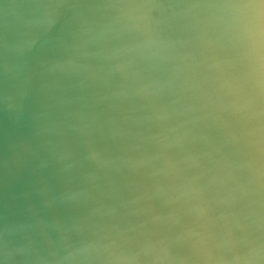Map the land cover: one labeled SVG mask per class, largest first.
I'll return each instance as SVG.
<instances>
[{
	"label": "clouds",
	"instance_id": "clouds-1",
	"mask_svg": "<svg viewBox=\"0 0 264 264\" xmlns=\"http://www.w3.org/2000/svg\"><path fill=\"white\" fill-rule=\"evenodd\" d=\"M13 14V87L66 80L76 106L24 146L49 180L15 206L0 254L264 264V0H24Z\"/></svg>",
	"mask_w": 264,
	"mask_h": 264
},
{
	"label": "water",
	"instance_id": "water-1",
	"mask_svg": "<svg viewBox=\"0 0 264 264\" xmlns=\"http://www.w3.org/2000/svg\"><path fill=\"white\" fill-rule=\"evenodd\" d=\"M24 0H0V35L9 33L15 23L13 9H18ZM7 53L0 49V232L13 219L15 206L31 197L34 190L47 183V173L32 170L23 163L24 146L34 144L41 127L58 126L69 119V113L76 106V94L68 89V81L49 77L46 86L17 82L13 87L12 79L5 70ZM27 95L21 98L22 92ZM14 97V99H9ZM72 100L67 104L65 101ZM71 135V133H66ZM42 139L55 142L60 137L51 132ZM68 187L78 189L83 184L73 179ZM84 209H68L67 214ZM17 238L2 232L0 246H10ZM0 264H11L0 254Z\"/></svg>",
	"mask_w": 264,
	"mask_h": 264
}]
</instances>
